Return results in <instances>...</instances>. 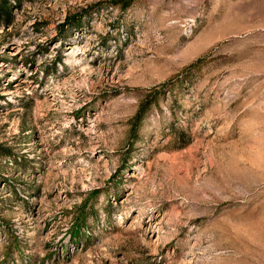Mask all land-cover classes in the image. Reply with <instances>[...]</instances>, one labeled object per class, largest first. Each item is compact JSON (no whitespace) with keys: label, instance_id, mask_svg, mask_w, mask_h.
Masks as SVG:
<instances>
[{"label":"rangeland","instance_id":"obj_1","mask_svg":"<svg viewBox=\"0 0 264 264\" xmlns=\"http://www.w3.org/2000/svg\"><path fill=\"white\" fill-rule=\"evenodd\" d=\"M112 1L0 21V264H264V0Z\"/></svg>","mask_w":264,"mask_h":264},{"label":"trees","instance_id":"obj_2","mask_svg":"<svg viewBox=\"0 0 264 264\" xmlns=\"http://www.w3.org/2000/svg\"><path fill=\"white\" fill-rule=\"evenodd\" d=\"M10 1L13 0H0V21L4 24V25H8L11 22L12 19V15L8 10V4ZM18 1V0H15ZM133 0H116V1H112L113 5H121L122 8H126L128 6H130L132 4ZM202 62V58H199L198 60H196L193 64L190 65L189 68H193L198 66L200 63ZM149 106V103L146 104H142L138 110V113L135 116V122H136V127L141 123V121L144 118V115L147 111V108Z\"/></svg>","mask_w":264,"mask_h":264}]
</instances>
